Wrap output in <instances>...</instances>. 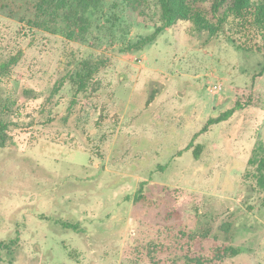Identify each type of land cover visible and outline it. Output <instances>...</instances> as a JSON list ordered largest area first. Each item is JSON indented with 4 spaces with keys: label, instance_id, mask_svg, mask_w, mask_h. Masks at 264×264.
Listing matches in <instances>:
<instances>
[{
    "label": "rangeland",
    "instance_id": "rangeland-1",
    "mask_svg": "<svg viewBox=\"0 0 264 264\" xmlns=\"http://www.w3.org/2000/svg\"><path fill=\"white\" fill-rule=\"evenodd\" d=\"M104 5L84 45L0 15V64L15 60L0 68V105L11 108L0 149V264H170L178 252L169 229L208 231L212 247L224 222L239 252L213 264H264V208L247 164L264 147L262 57L188 23L121 53L161 26L159 11ZM102 60L98 92L75 96L78 65ZM139 189L155 206L135 202ZM173 207L180 219L167 221ZM151 245L166 248L151 259Z\"/></svg>",
    "mask_w": 264,
    "mask_h": 264
},
{
    "label": "trees",
    "instance_id": "trees-1",
    "mask_svg": "<svg viewBox=\"0 0 264 264\" xmlns=\"http://www.w3.org/2000/svg\"><path fill=\"white\" fill-rule=\"evenodd\" d=\"M105 0H0V15L15 20L29 30H38L52 36L61 37L69 42L84 45L97 16L105 9ZM121 8L130 15L142 16L153 3L159 11L161 26L146 37L136 42L127 43L121 53L133 54L156 41L164 28H172L179 23H188L195 35H206L214 38L222 35L232 46L243 53L256 54L262 57L260 76L264 72V0H118ZM15 60H8L0 64L5 71L13 65ZM105 61L93 64L89 61L78 65L69 81L74 95L93 96L99 90L95 75L103 69ZM27 91V95H32ZM34 98V97H30ZM11 112L10 104L0 105V149L5 148L10 141L7 134L10 122L3 118ZM229 115H224L228 117ZM224 117L209 119L201 132L207 126L224 121ZM193 155L198 159V149ZM253 169L249 177L254 181L253 191L261 194L260 205L264 208V147L259 144L252 151L247 162ZM139 189L135 197L136 203L152 208L155 206L151 199L142 195ZM171 210V211H170ZM167 212V221L175 217L180 219L175 207ZM174 228V227H173ZM169 229L172 234L166 240L168 245L178 252L172 259H165L170 264H213L225 256H235L239 250L232 246V224L224 222L219 226V232L224 236L221 243L214 237L213 246H208V231L192 232L183 229ZM173 232H175L173 234ZM165 245H151L146 250V256L155 259L157 254L164 252ZM8 247L0 244V250ZM163 260V259H159Z\"/></svg>",
    "mask_w": 264,
    "mask_h": 264
},
{
    "label": "built area",
    "instance_id": "built-area-1",
    "mask_svg": "<svg viewBox=\"0 0 264 264\" xmlns=\"http://www.w3.org/2000/svg\"><path fill=\"white\" fill-rule=\"evenodd\" d=\"M215 89V88H214Z\"/></svg>",
    "mask_w": 264,
    "mask_h": 264
}]
</instances>
